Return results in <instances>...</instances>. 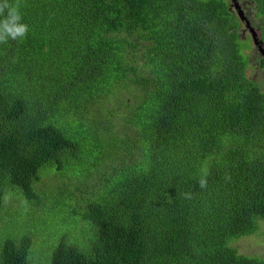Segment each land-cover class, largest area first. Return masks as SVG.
<instances>
[{
	"label": "trees",
	"instance_id": "16d2710c",
	"mask_svg": "<svg viewBox=\"0 0 264 264\" xmlns=\"http://www.w3.org/2000/svg\"><path fill=\"white\" fill-rule=\"evenodd\" d=\"M18 3L27 38L0 44V264H264L246 21L226 0ZM248 4L264 41V0Z\"/></svg>",
	"mask_w": 264,
	"mask_h": 264
},
{
	"label": "rangeland",
	"instance_id": "374dc122",
	"mask_svg": "<svg viewBox=\"0 0 264 264\" xmlns=\"http://www.w3.org/2000/svg\"><path fill=\"white\" fill-rule=\"evenodd\" d=\"M226 1L230 5V9L237 15L238 10L234 6L236 5L233 2L234 0H226ZM237 2L240 4V7L243 11V15L248 19L251 27L257 30L259 33V30H260L259 22L253 17V11L251 9V4H248L249 0H237ZM237 18L238 19L241 18L240 15H238ZM239 34L242 40L249 41L250 43L249 47L245 50L246 54L250 55V60H252V65H251V68L247 70V75L264 91V67L261 66V61H260V59H263L264 57L262 54L259 53L258 49L255 47L254 40L251 37L252 34L250 30L246 28V23L245 25L242 23L241 26H239ZM259 41H260L261 46L264 48V41H262L260 38H259ZM122 112H123V109H121L119 113H122ZM28 223H30V221L27 218L26 219L22 218V220L17 219V221L15 219L13 232H22L24 226ZM4 227L0 229V232L4 230ZM43 229H49V227L43 228ZM4 234H6V236H13L11 233L7 232L6 230H4ZM37 238H41V237H36V239ZM247 240L248 239L239 242L240 246L243 249L253 252V249L246 242ZM257 251L260 253H264V243L261 246H259Z\"/></svg>",
	"mask_w": 264,
	"mask_h": 264
},
{
	"label": "clouds",
	"instance_id": "9594fccd",
	"mask_svg": "<svg viewBox=\"0 0 264 264\" xmlns=\"http://www.w3.org/2000/svg\"><path fill=\"white\" fill-rule=\"evenodd\" d=\"M30 26L23 22V16L18 0H0V44L9 41H21L27 38ZM200 188L207 186V173L198 180ZM185 198H191V193H185Z\"/></svg>",
	"mask_w": 264,
	"mask_h": 264
},
{
	"label": "water",
	"instance_id": "95a60500",
	"mask_svg": "<svg viewBox=\"0 0 264 264\" xmlns=\"http://www.w3.org/2000/svg\"><path fill=\"white\" fill-rule=\"evenodd\" d=\"M233 2L236 4V5H234V6L236 7V9L239 10V13H238V14L240 15L242 21H246V28L249 29L250 32H251V34H252V38H253V40H254V44H255V46H257V47L259 48L260 53H261V54L263 55V57H264V49H263V47H262L261 44H260V41H259V38H258V36H257V33H256L255 29H253V28L251 27V25H250L248 19L243 15V11H242V9H241V7H240V4L237 2V0H234Z\"/></svg>",
	"mask_w": 264,
	"mask_h": 264
},
{
	"label": "flooded vegetation",
	"instance_id": "af4514ba",
	"mask_svg": "<svg viewBox=\"0 0 264 264\" xmlns=\"http://www.w3.org/2000/svg\"><path fill=\"white\" fill-rule=\"evenodd\" d=\"M238 13H239V10H238Z\"/></svg>",
	"mask_w": 264,
	"mask_h": 264
}]
</instances>
